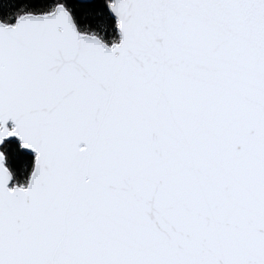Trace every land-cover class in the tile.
<instances>
[{"label":"snow or ice","instance_id":"1","mask_svg":"<svg viewBox=\"0 0 264 264\" xmlns=\"http://www.w3.org/2000/svg\"><path fill=\"white\" fill-rule=\"evenodd\" d=\"M0 264H264V0L0 16Z\"/></svg>","mask_w":264,"mask_h":264},{"label":"trees","instance_id":"2","mask_svg":"<svg viewBox=\"0 0 264 264\" xmlns=\"http://www.w3.org/2000/svg\"><path fill=\"white\" fill-rule=\"evenodd\" d=\"M18 7V0H0V16H6L13 12ZM101 10L105 15H107L109 18L110 13L107 12V8L105 5H101ZM77 17H79V11L76 12ZM18 141L16 139H10L9 144L15 148ZM32 153L28 151L23 152H13L11 155V158L9 160V163L11 167L16 170L19 173L20 164L22 161H28L31 159ZM27 170H25L26 173Z\"/></svg>","mask_w":264,"mask_h":264},{"label":"water","instance_id":"3","mask_svg":"<svg viewBox=\"0 0 264 264\" xmlns=\"http://www.w3.org/2000/svg\"><path fill=\"white\" fill-rule=\"evenodd\" d=\"M11 139H16V138L13 137V138H11ZM26 151H27V150H26ZM28 152H30V151H28Z\"/></svg>","mask_w":264,"mask_h":264}]
</instances>
